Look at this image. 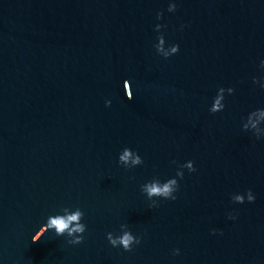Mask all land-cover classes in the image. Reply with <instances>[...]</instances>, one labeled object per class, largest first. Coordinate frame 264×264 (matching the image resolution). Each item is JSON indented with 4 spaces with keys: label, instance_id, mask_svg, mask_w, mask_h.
<instances>
[{
    "label": "water",
    "instance_id": "95a60500",
    "mask_svg": "<svg viewBox=\"0 0 264 264\" xmlns=\"http://www.w3.org/2000/svg\"><path fill=\"white\" fill-rule=\"evenodd\" d=\"M262 61L264 0H0V264H264Z\"/></svg>",
    "mask_w": 264,
    "mask_h": 264
},
{
    "label": "clouds",
    "instance_id": "9594fccd",
    "mask_svg": "<svg viewBox=\"0 0 264 264\" xmlns=\"http://www.w3.org/2000/svg\"><path fill=\"white\" fill-rule=\"evenodd\" d=\"M177 5H173L169 10L175 12ZM179 45L172 49V53H178ZM167 55V54H166ZM264 63V61H262ZM222 110V106H221ZM215 111V109H213ZM264 121V111H258L253 113L250 118V123H252V127L257 129L259 133V124ZM126 156H122L121 160H126ZM189 169L191 172L195 171V168H192L189 165ZM178 186L176 185V181H171L166 185H158V186H146L145 191L147 192L149 197L153 195L162 196L164 199L175 200L176 193L178 191ZM255 201V196L251 190L247 191V202L253 203ZM235 203L244 204L245 201L240 197H236L234 200ZM228 219L234 220L235 216L229 214ZM83 213L77 209L74 212L66 213L64 215H58L50 219V227L53 229L54 234L57 237H69L67 239V243L70 245H79L83 241V234L86 231V225L82 222ZM78 234V235H76ZM215 234V232L213 233ZM39 240L36 235L33 237V242ZM107 240L111 247L113 248H122L125 252H130L133 250L134 246H138L140 244V238L138 236L132 235L130 232H122L117 236H112L107 234ZM180 254L179 249H175L173 251L174 256H178Z\"/></svg>",
    "mask_w": 264,
    "mask_h": 264
}]
</instances>
